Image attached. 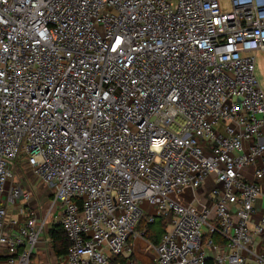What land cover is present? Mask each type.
<instances>
[{
    "label": "built area",
    "instance_id": "1",
    "mask_svg": "<svg viewBox=\"0 0 264 264\" xmlns=\"http://www.w3.org/2000/svg\"><path fill=\"white\" fill-rule=\"evenodd\" d=\"M227 2L0 0L1 260L29 264L50 215L19 165L64 264H114L143 216L152 264H264V0Z\"/></svg>",
    "mask_w": 264,
    "mask_h": 264
},
{
    "label": "crops",
    "instance_id": "2",
    "mask_svg": "<svg viewBox=\"0 0 264 264\" xmlns=\"http://www.w3.org/2000/svg\"><path fill=\"white\" fill-rule=\"evenodd\" d=\"M245 175L249 179L252 178L250 169L245 170ZM210 182H211V180H210V178H208L206 180L205 184L202 186V189H200L202 191V194H205L208 191V188L210 186L209 185ZM31 192H32V190H31ZM51 198H52V194H51ZM30 204L32 205L33 208H36L37 212H39V216H41L42 211H41L39 204L33 203L32 201H30ZM255 206H256V213L252 217V222L257 221L259 216L264 214V197L257 199ZM58 212H59V210L55 212V211L50 209V215L48 216V219L50 216H53V217H56V219L58 220ZM10 213L14 214L15 210L11 209ZM48 219L46 220V226L50 223ZM56 223H58V221L52 222L50 224V227ZM46 226H45L44 232L42 233L43 236H38V242H37L35 249L31 255V261L29 264H37V262H39V261L42 263L43 259L45 258V255H46L47 247L54 254V257H53L54 263L55 264H64V259H63L64 254L62 256L57 257L54 253L52 243H51V238H50V236L47 235L48 230L46 231ZM161 234L159 236V239L161 237ZM159 239H158V241H159ZM128 244H129V247L131 249V252H129V253L125 252V253L119 255L118 257H116L114 264H129V262L133 263V264H137V263L152 264L155 262L156 257H155L154 247L156 244H153L152 242H150L148 239H146L143 236H139V237H135V238L129 237ZM45 247H46V249H45ZM0 264H7V263L0 259Z\"/></svg>",
    "mask_w": 264,
    "mask_h": 264
},
{
    "label": "rangeland",
    "instance_id": "3",
    "mask_svg": "<svg viewBox=\"0 0 264 264\" xmlns=\"http://www.w3.org/2000/svg\"><path fill=\"white\" fill-rule=\"evenodd\" d=\"M221 4L223 7L228 8V2L227 0H221ZM255 75L259 82V85L264 88V50L257 51L255 53ZM17 171L18 176L17 179L20 184L29 187L32 190V199L31 201L33 203L39 204L42 215L46 213L48 210L58 211L56 206L51 205V192L50 190L40 181L36 179V176L31 172L30 168L27 166L20 167L17 165ZM210 185V184H209ZM208 185V186H209ZM210 187V186H209ZM201 189V188H200ZM196 190L195 194L198 198H201L202 195H199L201 193V190ZM210 188H208L209 190ZM196 201V200H195ZM203 205H207V201L204 200L202 202ZM151 211L154 212V209L151 208ZM49 224L46 226V231L50 228V224L52 222L58 221L56 217L50 216L49 217ZM43 236V234L41 235ZM46 249V247H45ZM54 254L51 252V250L47 247L45 258L43 259V262L40 261L37 262V264H55L54 263Z\"/></svg>",
    "mask_w": 264,
    "mask_h": 264
},
{
    "label": "trees",
    "instance_id": "4",
    "mask_svg": "<svg viewBox=\"0 0 264 264\" xmlns=\"http://www.w3.org/2000/svg\"><path fill=\"white\" fill-rule=\"evenodd\" d=\"M166 226V221L160 217H156L152 222H147L146 216H143L137 225V230L142 231V236L153 244L158 242L159 236ZM47 235L51 238L52 247L57 257L65 254L68 240L62 231L59 223L53 224L47 231ZM115 261V259H114Z\"/></svg>",
    "mask_w": 264,
    "mask_h": 264
}]
</instances>
